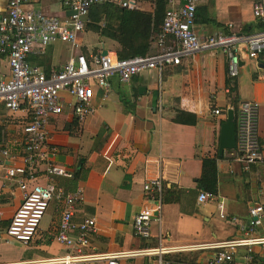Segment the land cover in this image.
Wrapping results in <instances>:
<instances>
[{
    "label": "crops",
    "instance_id": "1",
    "mask_svg": "<svg viewBox=\"0 0 264 264\" xmlns=\"http://www.w3.org/2000/svg\"><path fill=\"white\" fill-rule=\"evenodd\" d=\"M259 0H201L197 6L194 30L200 39L216 34H249L258 29L253 5ZM141 3V4H140ZM140 11L152 13L153 4L140 1ZM228 25H232L229 29ZM90 33L81 35L83 37ZM91 48L82 45L85 54L115 52L116 44L101 41ZM109 48H106V46ZM50 47L46 56L33 57L46 71L58 70L66 63L53 59ZM158 49L153 45L152 53ZM116 53V52H115ZM7 59L0 57V76H7ZM229 88L231 92L225 93ZM96 92V111L82 120L69 110L49 120L50 145L57 149L55 163L79 172L77 182L83 200L75 207L73 221L95 219V231L88 235L86 253H125L146 248H173L202 245L239 237L238 226L218 217L217 201L223 199L225 211L240 222L247 219L248 208L264 206V161L242 171L232 151L218 156L220 130L227 111L246 102H257L258 132L264 157V53L255 59L243 58L234 81L227 78L226 57L219 51L201 52L184 58L176 66H167L134 76L122 84L111 79L108 99ZM235 108V109H234ZM219 109L224 116H213ZM194 115V125L175 122L176 112ZM0 110V115H5ZM18 127V126H17ZM19 133L20 128H17ZM8 131V130H6ZM11 131L10 133H12ZM218 156L217 192L214 200L197 203L196 181L202 173V160ZM162 174L165 179L160 202L149 200L143 184ZM56 178L65 191L66 181ZM21 202V193L12 183L0 181V264H29L75 254L55 241L62 204L52 201L33 240L22 245L6 241L3 233ZM150 222V237H136L134 217L144 209H155ZM256 235H264V224ZM254 253L264 257V248ZM182 255L183 264H206L208 250L166 254L161 257H136L117 260V264H163V257ZM240 250L235 264H244ZM95 264V263H92ZM104 264V263H96ZM173 264V263H169Z\"/></svg>",
    "mask_w": 264,
    "mask_h": 264
},
{
    "label": "built area",
    "instance_id": "2",
    "mask_svg": "<svg viewBox=\"0 0 264 264\" xmlns=\"http://www.w3.org/2000/svg\"><path fill=\"white\" fill-rule=\"evenodd\" d=\"M143 0H0V57L7 59L9 74L0 76V109L14 116L20 131L12 140L2 130L0 136V181L14 184L21 193V202L3 233L27 246L35 237L40 222L50 203L62 204L55 241L75 254L29 264H117V260L136 257H161L188 251H211L206 264H235L243 251L244 264H264V257L254 253L264 248V235H256L264 224V206L248 208L247 219L240 222L225 211L223 199L217 201L219 219L238 226L239 237L212 243L173 247L146 248L125 253H86L90 247L88 235L95 231V219L73 221L75 207L83 200L77 187L67 192L57 186L55 179H72L74 174L55 163L57 149L50 145L48 124L53 117L69 110L82 120L96 111L93 100L108 99L111 79L122 84L134 76L155 70L159 74L167 66L201 52L219 51L226 57L227 78L234 81L243 58L255 59L264 53V0L252 8L258 29L249 34H216L200 39L194 30L197 6L201 0H163L165 12L160 34L156 37L157 52L144 56L119 59L115 52L106 50L85 54L80 42L93 6L113 4L128 10H139ZM48 5L44 6V3ZM229 29L232 25H228ZM67 45L69 57L58 70L46 71L32 61L45 57L50 46ZM231 90L227 87L225 93ZM257 102H246L234 111L235 147L231 157L242 171L264 161L258 132ZM213 109V116H224ZM165 179L162 174L143 184L149 200L160 202ZM216 195L200 191L198 204L214 200ZM155 209L141 210L133 220L136 237H150V222ZM1 239V237H0ZM163 264H169L164 262Z\"/></svg>",
    "mask_w": 264,
    "mask_h": 264
},
{
    "label": "trees",
    "instance_id": "3",
    "mask_svg": "<svg viewBox=\"0 0 264 264\" xmlns=\"http://www.w3.org/2000/svg\"><path fill=\"white\" fill-rule=\"evenodd\" d=\"M152 3V13L140 10H128L113 4L93 6L89 11L88 29L95 33L101 41H110L116 44V55L119 59L152 54L156 37L160 34L165 12L163 0H143ZM235 109V108H234ZM236 111V109H235ZM176 123L194 125V115L177 111ZM4 125H0V136ZM219 157L202 160V173L196 181L200 191L216 195L217 192V168L216 161ZM77 172L72 179L66 181V189L74 191L77 182L83 180ZM199 191V192H200ZM164 262L183 264L185 258L182 255L163 257Z\"/></svg>",
    "mask_w": 264,
    "mask_h": 264
},
{
    "label": "rangeland",
    "instance_id": "4",
    "mask_svg": "<svg viewBox=\"0 0 264 264\" xmlns=\"http://www.w3.org/2000/svg\"><path fill=\"white\" fill-rule=\"evenodd\" d=\"M149 4H152V3H149ZM46 5H48V2L44 3V6H46ZM139 7H140V5H139ZM89 24H90V21H88V23H87V26H86V29H85V33H90V34H88L87 36L83 37V40L81 42H82L83 46L91 48L93 46V44L97 43V39H96L95 36L92 35V34H95V33H93L92 31H90L88 29V25ZM97 45H98V43H97ZM106 48H109V46L107 45ZM50 49H51L50 50V54L53 57V59L58 60L59 58L62 59V58H64L66 56V52H68L69 48H68L67 45L57 43L55 45L50 46ZM0 110L3 111L2 109H0ZM15 119L16 118H14V116H10L8 114L0 115V125L1 124L4 125L3 130H5V131L8 130L7 134H9V136H11L12 140L17 138L16 137L17 136L16 133L18 131L17 128L19 127V123H17V121H15ZM11 131H13V132L10 133Z\"/></svg>",
    "mask_w": 264,
    "mask_h": 264
},
{
    "label": "water",
    "instance_id": "5",
    "mask_svg": "<svg viewBox=\"0 0 264 264\" xmlns=\"http://www.w3.org/2000/svg\"><path fill=\"white\" fill-rule=\"evenodd\" d=\"M106 52L103 51L102 55ZM235 147V122H234V111H227L226 122L222 125L220 130L218 156L221 157L224 151L233 150ZM157 216V213L154 214Z\"/></svg>",
    "mask_w": 264,
    "mask_h": 264
}]
</instances>
